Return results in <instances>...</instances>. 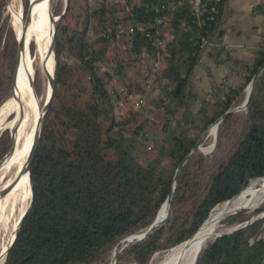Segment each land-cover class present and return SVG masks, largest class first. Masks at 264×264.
<instances>
[{"label":"trees","instance_id":"16d2710c","mask_svg":"<svg viewBox=\"0 0 264 264\" xmlns=\"http://www.w3.org/2000/svg\"><path fill=\"white\" fill-rule=\"evenodd\" d=\"M225 1H218L209 21L202 0L197 6L194 0H68L56 21L54 93L30 166L32 204L3 264H91L147 228L201 133L231 109L264 67V46L243 61L220 39ZM4 2L0 44L5 26L4 47L10 51L15 35L2 17ZM119 43L123 52L108 56L109 47ZM205 53L218 65L226 62L241 81L210 76L209 88L199 95L193 74ZM261 78L264 69L246 105L245 134L187 222L174 227L168 244L160 241L163 224L155 227L123 247L116 264L123 257L147 264L155 251L190 237L213 206L264 177ZM1 136L0 156L9 146L8 135ZM263 222L257 218L209 240L195 264H264Z\"/></svg>","mask_w":264,"mask_h":264},{"label":"bare ground","instance_id":"6f19581e","mask_svg":"<svg viewBox=\"0 0 264 264\" xmlns=\"http://www.w3.org/2000/svg\"><path fill=\"white\" fill-rule=\"evenodd\" d=\"M6 3L9 24L17 40V55L14 87L0 102V136L9 137L8 149L0 157V264L30 200L27 157L42 111L52 94L55 66L52 0H29L26 9L21 0ZM37 76L43 85L40 92L36 86ZM215 131L214 125L210 134L214 135ZM263 197L264 177L251 180L234 197L216 204L192 239L168 247L155 264H193L195 255L216 232L238 222H224L227 216L257 205ZM163 204L169 207L167 202ZM157 217L163 223L166 220L159 214Z\"/></svg>","mask_w":264,"mask_h":264},{"label":"rangeland","instance_id":"374dc122","mask_svg":"<svg viewBox=\"0 0 264 264\" xmlns=\"http://www.w3.org/2000/svg\"><path fill=\"white\" fill-rule=\"evenodd\" d=\"M21 1L24 8L26 9L29 4V0H21ZM6 2L7 0H5L4 2V11L2 13V17H4L6 20L7 23L6 26L12 28L9 24V15L6 13V4H7ZM67 2L68 0H52L53 13L55 15H58L63 10L65 11ZM2 29L3 31L1 33L2 42L0 44V54L2 56L5 55V57L3 61H1L2 64L0 63V102L4 99V97L10 94V92L14 87V85L12 84V79L15 71L16 55H17V40L16 39L14 40L15 44L13 43V46L10 51L6 50L4 44L9 41V33L6 30L7 28L5 26ZM232 30L234 29H226V33H227L226 41L232 42L230 44H234L235 46H237L238 44L240 45L237 47H233L232 45L229 46L230 48H233L232 50L233 55L237 56L239 59L243 61H249L250 57L253 55L254 50L256 48L264 46V33L261 35V39L257 43L255 41H250L248 39L251 38V36L236 35L235 32H232ZM123 47L124 46L122 43L112 44L108 49V53H107L108 56L113 55L115 52L122 53ZM12 51H15L13 57H11ZM225 63L221 62L218 65L214 61L213 55L211 56L208 53H205L203 55L201 62L198 64L195 73L193 74L194 85L199 95L204 93L209 88L208 81L210 76L215 77V79H221L225 77L226 81H230L233 83H237L241 81V78L235 74L236 71L231 72V70H229V68L226 66ZM105 67L106 64L103 63L101 65V69H104ZM263 69L264 67L258 73V76L256 77L255 81L258 79ZM9 74H10V79H9ZM259 80H260L261 92H264V79L261 78ZM37 82H38L37 88L40 92L42 90L43 85H42V80L38 76H37ZM254 85L255 82L253 84L252 90L254 88ZM248 86L249 84H247L241 90V92L239 93L238 101L234 103L231 109L240 105L244 101L248 93ZM153 92L155 91L152 90L151 92H149L148 98H151L154 95ZM129 105L130 104H128V106L126 107V111L132 108V106ZM246 105L243 108H239L235 111L230 112L231 115L226 121L218 123L217 128H215L216 131L214 135L210 134V129L212 127L214 128V125L212 124L208 129L204 130L201 133L200 145H199L200 148H198L196 151L193 152L194 154L191 158V163L187 167V171L185 172V174L181 175V181L179 182L175 180L174 182L175 186L171 197V205L168 207L167 204H163L158 212L159 216L166 217V220L163 223V232L160 238L161 243L168 244L169 241H171L176 234L177 229H175L174 227H176V225L185 224L187 222V220L190 218L193 208H195V206L198 204L202 196L205 194L209 186L212 175L218 170V168L224 162H226L229 159V157L234 152L238 142L245 134L248 126ZM121 112L124 113V108L121 110ZM148 115L151 117V114ZM149 127L151 129H155L153 123L149 124ZM180 174L181 172L179 169L176 172V177L177 176L179 177ZM177 185H180V187L179 190H177L176 192L175 188ZM173 196L175 198L174 200H173ZM256 211H264V197L262 198L261 201L257 203V205L251 208L241 209L235 214L227 216L224 222L243 221L251 214H253V212ZM263 226H264V222H263ZM122 242L123 241H121L118 245H120ZM115 246L112 249H110V251L101 259L91 264H110L112 260L113 252L115 250ZM167 249L168 247L155 251L151 255L147 264H155ZM120 251L117 253V256L120 253ZM120 264H133V262L130 259L123 257L121 259Z\"/></svg>","mask_w":264,"mask_h":264},{"label":"water","instance_id":"95a60500","mask_svg":"<svg viewBox=\"0 0 264 264\" xmlns=\"http://www.w3.org/2000/svg\"><path fill=\"white\" fill-rule=\"evenodd\" d=\"M64 12V10L58 14V15H55V18H54V29H53V41H52V53L54 54V45H55V36H56V21L59 19L60 15ZM55 59V58H54ZM55 61V60H54ZM54 71H55V66H54ZM54 71H53V80H52V94L50 96V99L47 103V105L45 106V108L43 109L42 111V114H41V118H40V121H39V124L34 132V135H33V138H32V142H31V146H30V149H29V153H28V157H27V163H26V169H27V174H28V177H29V181H30V191H31V195H30V200H29V203L27 205V207L25 208L24 212L22 213L21 215V218H20V221L16 227V230H15V233L13 235V238L11 239V241L9 242L8 246L6 247L5 249V252H4V259H3V262L6 258V255H7V252L9 250V248L12 246L14 240H15V237L18 233V230L20 228V225L22 223V220L26 214V212L29 210L31 204H32V199H33V190H32V181H31V178H30V166L32 164V161H33V158H34V154H35V150H36V147H37V144H38V140H39V136H40V132H41V129H42V125H43V121H44V118H45V114H46V111L51 103V100H52V97H53V93H54ZM257 75V74H256ZM256 75L252 78V80L250 81L249 83V86H248V93L244 99V101L236 106L235 108H232V109H229L227 111H225V113L219 117L212 125H215V128L217 127L218 123L220 122V120L223 118V116H225L226 114L232 112V111H235L239 108H243L248 100H249V97L251 95V91H252V87H253V84H254V81H255V78H256ZM36 85H38V82H37V78H36ZM200 138L198 139V141L196 142V144L194 145V147L191 149V151L188 153V155L185 157V159L178 165L176 171H175V174H174V179H173V182H172V185H171V189L167 195V197L165 198V200L161 203V205L164 203V202H167L169 204V206L171 205V197H172V193H173V190H174V182H175V176H176V172L181 168V166L184 164V162L187 160V158L194 152L196 151L198 148H200ZM234 197V196H233ZM160 205V206H161ZM160 208V207H159ZM159 208H158V211H159ZM158 211L156 213V216L155 218L151 221V223L147 226L146 229H144L143 231L141 232H138V233H132V234H129L127 235L126 237H124L122 239V243L120 245H116L115 246V250L113 252V255H112V260H111V264H115V261H116V256H117V253L125 246H127L128 244H132V243H135L137 241H140L141 239H143L144 237H146L155 227L163 224V220H159L157 215H158ZM264 216V211H256V212H253V214H251L249 217H247L246 219H244L243 221H240V222H237L236 224H234L232 227H230L229 229L227 230H223V231H219V232H216L213 236V238L221 235V234H224V233H227V232H231L233 230H236L240 227H243L249 223H251L253 220L257 219V218H260ZM205 221V220H204ZM203 221V222H204ZM203 222L196 228V230L194 231V233L188 237L187 239H185L184 241H189L190 239H192L196 233V231L199 229V227L203 224ZM212 238V239H213ZM201 250V249H200ZM199 250V252H200ZM198 252V253H199ZM198 253L195 255V258H194V261H193V264H195V261H196V258H197V255ZM2 262V264H3Z\"/></svg>","mask_w":264,"mask_h":264},{"label":"crops","instance_id":"0c3cea01","mask_svg":"<svg viewBox=\"0 0 264 264\" xmlns=\"http://www.w3.org/2000/svg\"><path fill=\"white\" fill-rule=\"evenodd\" d=\"M194 1L197 6L199 0ZM219 29H222L220 39L223 43H229L228 46L240 45L235 46L230 44L232 42L226 41V29H234L232 32L236 35L251 36L248 39L258 43L264 33V0H226L221 12Z\"/></svg>","mask_w":264,"mask_h":264},{"label":"built area","instance_id":"2783aa9c","mask_svg":"<svg viewBox=\"0 0 264 264\" xmlns=\"http://www.w3.org/2000/svg\"><path fill=\"white\" fill-rule=\"evenodd\" d=\"M203 9L208 13L207 19L212 21L215 18L217 12V4L219 0H202Z\"/></svg>","mask_w":264,"mask_h":264}]
</instances>
